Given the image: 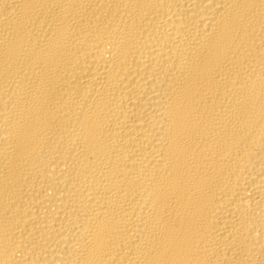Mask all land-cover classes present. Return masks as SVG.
<instances>
[{"label":"bare ground","instance_id":"6f19581e","mask_svg":"<svg viewBox=\"0 0 264 264\" xmlns=\"http://www.w3.org/2000/svg\"><path fill=\"white\" fill-rule=\"evenodd\" d=\"M0 264H264V0H0Z\"/></svg>","mask_w":264,"mask_h":264}]
</instances>
